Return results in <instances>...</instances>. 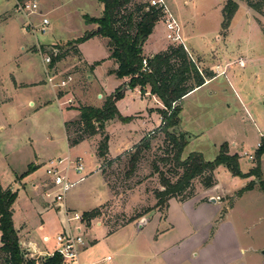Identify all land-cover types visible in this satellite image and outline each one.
Instances as JSON below:
<instances>
[{"label": "rangeland", "instance_id": "obj_1", "mask_svg": "<svg viewBox=\"0 0 264 264\" xmlns=\"http://www.w3.org/2000/svg\"><path fill=\"white\" fill-rule=\"evenodd\" d=\"M165 1L168 7H170L169 3L178 7L182 18L189 23L186 29L191 33L192 39L186 45H191L197 52L199 59L196 63L201 69L215 70L216 60L222 58V52L225 50L218 48V42L223 43L225 40L238 44L240 51H245L244 54H238L242 61H248L250 58L246 48L250 47L249 51L251 52V64L249 62L245 64L243 61V67L239 65L235 67L234 73L237 80H232L228 75L225 77L229 79L231 88L225 85V79L222 77L198 93V96L203 99L204 106L209 108L205 116V128H211L216 124L217 131L211 139L194 134L197 132L187 133L188 142L191 139V133L193 141L184 149L181 159L185 160L190 153L198 152L202 154L204 160L211 162L217 156V152L211 150V140L226 139L230 141L229 137L236 140L246 138V147L253 151L256 143L261 144L262 141L258 138L254 128L264 125V36L258 30L251 32L252 9L245 2H241V8L236 16L234 15L235 19L232 22L234 27L232 36L225 39L227 30L221 28V10L227 0ZM15 2L18 4L37 3L38 10L26 17L17 11ZM143 2L145 0H133L124 11L130 12ZM251 2L261 5L260 14L252 11L255 22L262 32L264 30V0H252ZM171 12L175 16L173 10ZM84 16L100 17V5L97 0H0V96L4 93L5 97L12 99L1 109L4 115H8L9 109L16 107L17 117L20 118L19 122L17 120L13 123L10 122V130L0 131V157H2L1 150L4 143L10 141L14 148L9 161L5 162L0 158V171L5 170V174L2 176L3 181L11 182L13 173L21 175L31 167L32 171L24 178L21 176L16 178L19 182L25 179L24 182H14L13 184L17 193L14 203V226L16 229L25 226L28 232L36 236L47 235L50 238H55L58 230L66 227L62 204H54L52 197L48 198L44 195L45 163L47 157L54 155L56 150V153L63 152L64 155L67 152L70 153L71 158L81 157L85 168V180L75 185L68 192V197L66 196V201L69 204L67 210L71 213L88 212L104 203L99 207L100 216L94 220L91 230L84 229L88 239L99 234L104 227L108 231L121 227L154 204L153 193L160 189L159 176L154 172V167L168 177L171 182H175L182 174V170L176 168L172 162L169 143L162 133L155 130L151 136L149 148L141 152L135 169L130 175L127 176L129 170V157L127 156L114 161L110 166L103 165L100 174L109 191L104 186L100 174L95 173L96 159L90 144L84 142L69 146L70 149H67L63 122L74 119L77 110L66 111L65 109L79 107V102L74 98L75 93L86 88L85 76L88 72H83L79 81L72 78V82L62 90L52 89L46 83L42 56L39 52L51 59V73L57 79L72 76L80 71L81 65L78 64L77 59L74 60L72 54L70 59L65 60L59 67L52 63V58L54 51H70L72 47L68 46V43L77 40L84 31H87L88 27ZM42 19L48 21L44 32L40 31ZM28 24H31L32 27H29ZM32 28L36 30L33 31ZM166 43V49L172 46L168 41ZM51 44L56 45L40 46ZM86 48L95 57L106 53L105 45L100 42L94 43V45L89 43ZM239 61L241 59H238L237 64ZM109 63L103 64L98 69L99 76L109 67ZM211 64L213 66H210ZM13 78L19 85L17 88H14ZM101 80L104 81L102 78ZM95 87L93 83L89 90L90 98L86 100L88 104L97 105L99 103L95 97L97 94V92L94 93ZM145 89L149 88L145 87ZM120 91L122 92V90ZM54 92L65 108L62 111L54 101ZM98 93L103 95L100 98L103 101L108 97L104 96L103 92ZM140 93L142 95L144 91H140ZM249 96L253 99L250 104L248 103ZM118 101L120 102L119 111L123 116L144 112L151 106L149 99L140 102L133 94H126ZM29 102H32L34 106H28ZM39 105L47 107L39 110ZM180 106L183 108V100L180 102ZM213 106L217 109L211 112ZM162 108L160 103V109ZM128 125L123 124L119 119L110 124L107 133L110 139L109 153L111 157L118 155L131 139L135 140L136 129ZM133 126L137 128L136 125ZM186 128L185 118L180 115L179 125L175 132L184 133ZM77 130L78 127H69L67 132L71 139L76 137L74 131ZM168 131L172 132L171 129ZM253 162H255V155ZM253 162L242 156L238 161L239 169L246 171ZM6 164L10 166L13 173L6 168ZM9 173H11V177ZM261 174L264 178V162ZM247 179L233 176L224 165H220L215 169L216 183L209 188L208 193L233 197L245 187ZM252 180L256 181L253 177ZM200 183V179H195L182 197L194 195L201 188ZM34 185L35 187H33ZM228 200L230 202L232 199ZM231 219L237 222L243 231L246 229V233L244 232L246 243L251 247V250L256 251L255 256L258 264H264L262 255V251H264V193L256 187L253 191L245 193L240 199L235 200ZM95 221H99L102 226L96 227ZM75 225V223H71V226ZM43 257L27 256V258L36 260V264H39ZM3 258L0 256V264L3 263Z\"/></svg>", "mask_w": 264, "mask_h": 264}, {"label": "crops", "instance_id": "obj_2", "mask_svg": "<svg viewBox=\"0 0 264 264\" xmlns=\"http://www.w3.org/2000/svg\"><path fill=\"white\" fill-rule=\"evenodd\" d=\"M165 3L166 1L163 0ZM171 0H169L170 2ZM98 2V1H97ZM100 16L102 14L103 6L100 4ZM238 9L237 12L241 8V2L237 1ZM167 5V3H166ZM168 6V5H167ZM169 10L172 9L175 13L176 19L179 22L182 35L184 40L185 50L189 54L190 58L196 63L198 62L199 56L196 51L191 47V45L187 46L186 43L192 39L191 33L187 31L188 22L182 18V13L179 11V8L174 4L169 3ZM171 10V11H172ZM235 13V16L237 14ZM253 11L251 10V32H256L258 30L259 33L262 34L258 25L255 22V16L253 15ZM96 18V17H94ZM235 17L231 20V24L227 29L225 39H229L232 36L233 32V21ZM88 27L85 32H92L97 30V26L95 24H86ZM83 33V35H84ZM82 35V36H83ZM263 35V34H262ZM81 36V37H82ZM80 38V37H79ZM224 40V39H223ZM100 42V44L105 45L106 53H101L99 57H95L91 51L86 48V45L89 43ZM165 39V29L164 25L161 21H159L152 30V33L149 35L147 40L141 47L143 57H151L153 55L164 52L167 47ZM218 48L225 49L222 52V58H218L216 60L213 72L215 77L210 80H206L205 83L195 90L188 93L182 100L184 101V106L181 108V116H184L185 122L187 125L185 134H189L190 132L194 133L199 137H208L211 139L214 133L217 131V126L214 124L211 128H205V116L209 108L204 106L203 99L201 96H198V93L205 87L209 86L215 80L224 77L225 85L231 88V83L228 78H225L227 75L232 78V80H237L236 74L234 73L235 67H237L239 53H243L245 51H240V46L238 44H234L232 42H226L224 40L223 43L218 42ZM51 45H40V46H52ZM64 45V44H63ZM220 45V46H219ZM250 45V44H247ZM75 49V53L70 48L68 54L62 58L60 61L54 63L56 67H59L65 60L70 59L71 54L74 56V60L78 61L80 66V71L74 73L71 77L80 80L81 74L83 72H88L85 76L86 88L84 90L77 91L75 93V97L77 102H79V106H90L95 108H101L104 101L100 99L103 95H99L98 92H103L104 96H110L117 89H121L123 92V96L126 94H133L135 98L140 102H143L144 99H149L151 106L146 108L144 112H136L130 113L126 116H123L119 111V101L115 103V107L122 118H130L128 122H123V124H129L128 126H132L136 131L134 132L135 140L131 139L129 143H126V147H123L118 153V155L111 157L110 151V139L108 136V128L111 123L115 122L117 119H113L106 123L104 128V133L108 137L107 147H108V155L109 159L116 158L117 156L122 155L123 153L131 150V148L139 143V141L144 136H149L153 134L154 130L160 125V116L157 113V110L160 109V102L155 96H151L149 94V89H144V93L141 95L140 88L137 87L133 90H130L127 86L129 82L128 77H124L122 79H118L115 75V71L117 70L116 62L110 58V51L107 47V39L101 36H94L91 39L73 46ZM246 52L250 56L248 61H244L245 64L251 62V52L250 47L246 48ZM64 51V50H62ZM62 51H57L61 53ZM216 53V52H215ZM264 54V51H263ZM237 56V58H236ZM109 63V67L105 69V71L98 75V69L102 67L105 63ZM75 64V65H78ZM197 64V63H196ZM198 65V64H197ZM210 66H213L211 64ZM199 67V66H198ZM243 67V66H242ZM200 68V67H199ZM44 69V65H43ZM201 69V68H200ZM203 70V69H201ZM205 70V69H204ZM232 74V76H231ZM104 80V84H102V80ZM14 79V78H13ZM94 83V93L96 99L99 101L97 105L88 104L86 100L90 98V88ZM14 88H17L19 85L14 79ZM239 86V84H238ZM149 88V87H148ZM54 91V90H53ZM212 94V93H210ZM55 102L60 111L65 109L60 100L56 97L54 92ZM248 103L250 104L253 99L251 96L248 97ZM10 98L5 97L4 93L0 96V131L10 130V122L13 123L15 120L18 122L20 118L17 117V109L10 108L9 114L4 115L2 112V107L6 106L7 103L10 102ZM28 106H34L32 102H29ZM46 105H39V110L45 109ZM216 107L213 106L211 108V112L216 111ZM66 111L77 110L75 108L65 109ZM20 114V113H19ZM179 115V116H180ZM79 118V112L77 111V115L74 119L63 122V126L67 123L75 122ZM133 125H136L135 128ZM64 128V136L67 149H70L67 136ZM258 134V138L264 139V125H260L259 127L254 128ZM138 134V135H137ZM187 134V135H188ZM193 134H190V140L187 144L192 143ZM230 141L226 139L222 140H211L210 146L211 150L219 153L220 146L226 144L228 147V155H237L238 161L242 158V156L247 157L250 161L253 162L254 155L258 150V145L260 143H256L255 149L253 151L248 150L246 147V138L242 139H233V137H229ZM100 136L95 135L88 139H85L79 144L87 142L90 144L94 157L96 159V170L95 173L100 174L99 171V159L96 156V149L98 142L100 141ZM186 146V147H187ZM185 147V148H186ZM184 148V149H185ZM12 143L9 141L6 144L2 145V157L3 161H9L10 155L13 152ZM184 151V150H183ZM57 152V150H56ZM54 153V155H49L47 160L53 158H63L65 156H70V153H66L64 155L63 152ZM59 152V151H58ZM198 153V152H196ZM203 153V152H202ZM201 154V153H200ZM202 155V154H201ZM71 157V156H70ZM92 157V155H91ZM81 158V157H79ZM82 160V158H81ZM83 162V161H82ZM264 162V154L260 158V168L262 170ZM255 166V162L252 163L251 167L246 171H241V173L246 174L249 170H251ZM6 168L13 173V170L9 165L6 164ZM36 165L34 166V169ZM26 173V172H25ZM85 173V170H84ZM3 174H5V170L3 172L0 171V184L3 189L10 188L12 191L16 192V188L13 185L14 182L17 181V177L19 178L21 175L13 173L14 176L10 177L12 181H3ZM86 175V174H85ZM102 180L103 177L100 174ZM215 177V171H214ZM71 178H74L72 175ZM251 178L249 177L247 180V186L251 182ZM25 179H22L21 182H24ZM103 184L106 189L109 191L105 181L103 180ZM35 187V185L33 186ZM257 185L255 186V188ZM244 188V187H243ZM254 188V189H255ZM253 189V190H254ZM258 189V188H257ZM252 190V191H253ZM210 189L199 188L195 195L189 199L180 201L178 199H170L167 203V206L160 209H153L154 204L150 207V211L147 213H142V216L127 225L118 228L117 230L109 233V231L104 227V229L99 232V234H95L94 237L84 236L85 245L80 248L79 256H78V264H258L256 258V251L251 250V247L246 243V229L243 231L237 222L231 219V213L233 211L234 201L240 199L245 193H249L251 191H247L243 193L240 197H229L223 196L220 194L212 195L208 193ZM110 193V192H109ZM68 197V196H67ZM111 199V193H110ZM109 199V200H110ZM228 199H232L228 202ZM235 199V200H234ZM212 200H214L212 202ZM15 203V202H14ZM104 204V203H103ZM101 204V205H103ZM101 205L96 206L95 208H99ZM64 206L69 209L68 201L65 200ZM93 208V209H95ZM13 209V226H14V204L12 206ZM91 209V210H93ZM90 210V211H91ZM89 212V211H88ZM82 214L84 212H81ZM87 226V231L91 230L92 225ZM96 227H101L102 224L99 221H95ZM73 227V226H72ZM17 235L19 238V243L23 248H30L29 257L34 256H47L50 252L54 250V237L50 238L47 235H32L27 231L25 226L16 229ZM59 232V230H58ZM57 232V233H58ZM245 232V233H244ZM56 233V234H57ZM248 235V234H247ZM246 235V236H247ZM1 246V244H0Z\"/></svg>", "mask_w": 264, "mask_h": 264}, {"label": "trees", "instance_id": "obj_3", "mask_svg": "<svg viewBox=\"0 0 264 264\" xmlns=\"http://www.w3.org/2000/svg\"><path fill=\"white\" fill-rule=\"evenodd\" d=\"M97 1L103 6L101 16L99 18L84 16V21L86 24H95L98 30L85 32L82 37L68 43V46L72 47L71 49L75 53L73 46L94 36L98 35L107 39L110 58L117 64L116 77L118 79L129 77L127 86L130 90L139 87L140 91L143 92L145 87H149V94L155 96L161 103L163 108L157 110L161 125L155 131L164 135L171 147L172 162L176 168L182 170V174L175 182H171L168 177L154 167V172L159 176L160 189L153 193L156 201L153 209H164L170 199L183 201L193 197L195 194L186 198H183L182 195L190 188L195 179L201 180L200 184L204 189L213 187L216 183L214 171L220 165H224L233 176L253 177L256 180H252L247 186L239 190L235 197L252 191L256 185L258 190L264 193V178H262L260 168V158L264 154V139H262L260 147L255 153V166L246 174L240 172L238 156L228 155L226 144L220 146L219 153L211 162L204 160L203 156L196 152L190 153L185 160L181 159L183 150L188 144V136L180 131L175 132L179 125L180 102L188 93L201 87L206 80L215 77V74L208 70H201L181 45H172L164 52L151 57H143L141 47L152 33L155 25L161 20L160 11L151 7L147 0L135 6L134 10L130 12L124 10L133 0ZM237 1L245 2L257 14L261 13V5L252 3V0H227L221 10V28L223 30L229 28L231 20L237 12ZM262 34L264 36V30H262ZM68 52V50H64L61 53L53 54L52 63L60 61ZM143 60L146 61L149 72L142 71ZM120 90L106 97L101 108L79 106L77 108L78 120L67 123L64 127L69 146H75L95 135L100 136L101 139L96 149V156L100 162L99 171L103 165L110 166L114 161L124 156L129 157L128 176L134 171L141 152L149 148L151 136L155 132L149 136H144L131 150L122 155L112 159L107 157L108 137L104 133L106 123L116 118L122 122L129 120V118H122L115 107V103L123 97V92ZM73 126L78 127V130L74 131L76 137L71 139L67 131L69 127ZM170 129L172 132L168 131ZM79 132L81 134L77 135ZM31 171L30 167L26 173L21 175V178H24ZM16 197L15 191L10 188L3 189L0 184V256L4 257L2 264H36L34 259L21 257V246L12 220V206ZM99 209L95 208L83 213L86 218V227L100 216ZM150 210L148 208L144 213ZM141 216L142 214L136 215L121 227ZM117 229L109 230V233ZM39 264H62V260L59 255L54 254L52 257H43Z\"/></svg>", "mask_w": 264, "mask_h": 264}, {"label": "built area", "instance_id": "obj_4", "mask_svg": "<svg viewBox=\"0 0 264 264\" xmlns=\"http://www.w3.org/2000/svg\"><path fill=\"white\" fill-rule=\"evenodd\" d=\"M149 5L161 13V22L165 29V39L172 45L184 46V40L182 37L181 26L168 6L163 0H147ZM17 4V11L26 17L38 10L37 3ZM48 25L46 19H42L40 31L44 32L45 27ZM32 27L31 24H28ZM33 31L36 29L32 28ZM42 56V62L44 65V74L46 76V83L52 89L62 90L72 82V77L57 79L53 73H51L50 64L51 59L47 56ZM57 54V51H54ZM243 61H239L238 65L242 66ZM142 71L149 72V68L146 65V61H142ZM260 147V144L258 145ZM84 164L79 157L71 158L65 156L63 158H53L45 163V181L44 195L48 198L52 197L53 203H60L63 206L64 218L66 227L60 230L54 238V250L47 254L48 257H52L54 254L60 256L62 264H78L79 250L85 245L84 235L86 228V218L82 213H71L64 206L66 196L68 192L75 186L85 180ZM74 176V179L71 176ZM75 223L74 227L71 223Z\"/></svg>", "mask_w": 264, "mask_h": 264}, {"label": "water", "instance_id": "obj_5", "mask_svg": "<svg viewBox=\"0 0 264 264\" xmlns=\"http://www.w3.org/2000/svg\"><path fill=\"white\" fill-rule=\"evenodd\" d=\"M97 30H98V28H97ZM213 201L214 200H212V202ZM29 254H30V248H23V247H21V257L25 258V257L29 256ZM262 255L264 256V251H262Z\"/></svg>", "mask_w": 264, "mask_h": 264}, {"label": "bare ground", "instance_id": "obj_6", "mask_svg": "<svg viewBox=\"0 0 264 264\" xmlns=\"http://www.w3.org/2000/svg\"><path fill=\"white\" fill-rule=\"evenodd\" d=\"M240 66V65H239Z\"/></svg>", "mask_w": 264, "mask_h": 264}]
</instances>
